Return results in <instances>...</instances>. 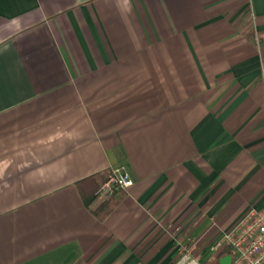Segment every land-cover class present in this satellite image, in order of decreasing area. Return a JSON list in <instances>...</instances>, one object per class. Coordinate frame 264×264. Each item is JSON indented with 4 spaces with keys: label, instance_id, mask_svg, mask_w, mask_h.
Here are the masks:
<instances>
[{
    "label": "crops",
    "instance_id": "obj_1",
    "mask_svg": "<svg viewBox=\"0 0 264 264\" xmlns=\"http://www.w3.org/2000/svg\"><path fill=\"white\" fill-rule=\"evenodd\" d=\"M250 207L264 0H0V264L206 260Z\"/></svg>",
    "mask_w": 264,
    "mask_h": 264
},
{
    "label": "built area",
    "instance_id": "obj_2",
    "mask_svg": "<svg viewBox=\"0 0 264 264\" xmlns=\"http://www.w3.org/2000/svg\"><path fill=\"white\" fill-rule=\"evenodd\" d=\"M134 180L126 166L111 169L108 179L99 186L97 197L110 199L117 190L132 186ZM196 244L182 247V254L175 264H264V207H250L234 224L225 230L211 247L212 258L203 260L195 255Z\"/></svg>",
    "mask_w": 264,
    "mask_h": 264
},
{
    "label": "trees",
    "instance_id": "obj_3",
    "mask_svg": "<svg viewBox=\"0 0 264 264\" xmlns=\"http://www.w3.org/2000/svg\"><path fill=\"white\" fill-rule=\"evenodd\" d=\"M109 174H110V172L103 173V174H98V175L95 176V177H97L100 180L99 186L102 185L108 179ZM113 206H114V204H112V205L109 204L107 211H109Z\"/></svg>",
    "mask_w": 264,
    "mask_h": 264
},
{
    "label": "water",
    "instance_id": "obj_4",
    "mask_svg": "<svg viewBox=\"0 0 264 264\" xmlns=\"http://www.w3.org/2000/svg\"><path fill=\"white\" fill-rule=\"evenodd\" d=\"M230 261V258H226V260H222V264H227Z\"/></svg>",
    "mask_w": 264,
    "mask_h": 264
},
{
    "label": "clouds",
    "instance_id": "obj_5",
    "mask_svg": "<svg viewBox=\"0 0 264 264\" xmlns=\"http://www.w3.org/2000/svg\"><path fill=\"white\" fill-rule=\"evenodd\" d=\"M193 264H195V261H193Z\"/></svg>",
    "mask_w": 264,
    "mask_h": 264
},
{
    "label": "rangeland",
    "instance_id": "obj_6",
    "mask_svg": "<svg viewBox=\"0 0 264 264\" xmlns=\"http://www.w3.org/2000/svg\"><path fill=\"white\" fill-rule=\"evenodd\" d=\"M207 260V259H206Z\"/></svg>",
    "mask_w": 264,
    "mask_h": 264
}]
</instances>
